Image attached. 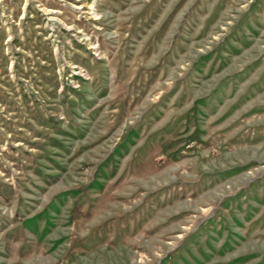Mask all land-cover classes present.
<instances>
[{
	"label": "rangeland",
	"instance_id": "1",
	"mask_svg": "<svg viewBox=\"0 0 264 264\" xmlns=\"http://www.w3.org/2000/svg\"><path fill=\"white\" fill-rule=\"evenodd\" d=\"M0 264H264V0H0Z\"/></svg>",
	"mask_w": 264,
	"mask_h": 264
}]
</instances>
